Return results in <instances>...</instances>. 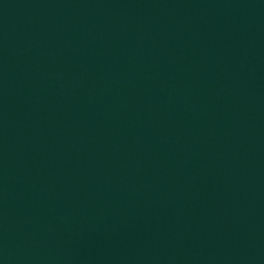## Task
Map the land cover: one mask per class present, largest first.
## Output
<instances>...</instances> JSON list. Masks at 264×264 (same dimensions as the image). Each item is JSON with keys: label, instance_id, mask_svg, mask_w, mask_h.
Instances as JSON below:
<instances>
[{"label": "water", "instance_id": "95a60500", "mask_svg": "<svg viewBox=\"0 0 264 264\" xmlns=\"http://www.w3.org/2000/svg\"><path fill=\"white\" fill-rule=\"evenodd\" d=\"M0 264H264V0H0Z\"/></svg>", "mask_w": 264, "mask_h": 264}]
</instances>
